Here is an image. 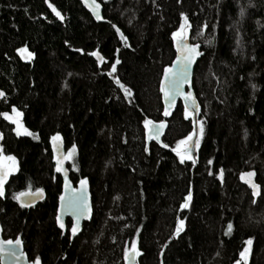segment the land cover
Segmentation results:
<instances>
[{"label": "trees", "instance_id": "1", "mask_svg": "<svg viewBox=\"0 0 264 264\" xmlns=\"http://www.w3.org/2000/svg\"><path fill=\"white\" fill-rule=\"evenodd\" d=\"M99 1L105 22L79 0H0V113L16 107L37 137L17 136L0 115V146L18 161L0 198L4 236L22 235L29 258L43 264H125L132 240L142 253L137 264H236L249 240L247 264H264V0ZM181 13L203 53L193 88L205 132L194 165L171 150L193 131L191 119L181 102L164 116L160 92ZM21 48L34 54L31 61ZM98 51L102 63L91 55ZM120 85L132 95L125 98ZM145 118L167 122L160 143L148 142ZM57 133L67 151L76 147L67 160L72 179L88 176L93 193L94 216L73 239L71 220L64 229L56 222ZM249 171L258 197L241 179ZM37 188L47 197L36 207L13 199ZM180 219L184 230L174 236Z\"/></svg>", "mask_w": 264, "mask_h": 264}, {"label": "snow or ice", "instance_id": "2", "mask_svg": "<svg viewBox=\"0 0 264 264\" xmlns=\"http://www.w3.org/2000/svg\"><path fill=\"white\" fill-rule=\"evenodd\" d=\"M47 3V0H45ZM86 6L88 5V0H84ZM49 7L52 8L53 13L61 20L64 17L61 15L59 11L56 10L51 4ZM92 14L95 16L97 20L102 19L100 15L101 5L96 2V0H91L90 5ZM241 15H243V9L241 10ZM182 23L179 28L172 32V40L176 44V60L173 62L172 67H165L163 72V79L160 83V92L163 93L164 101H165V110L163 115L169 116V108L174 104L176 96H180L184 101V109H183V117L188 120L191 119L193 124V131L189 132L187 136L183 139L179 140L176 143V146L172 148V152L175 153L176 157L179 158V162L184 164L186 161H191L194 165L196 163L195 158L192 153L195 149L199 148L201 143V138L204 135L205 128L204 123L200 119H196L197 114L200 112V106L196 101L195 96L192 91H183V85L189 84V68L196 61L197 57L203 55L200 51H198V45L189 44L188 41V33L189 28L191 27L188 23L187 17L181 13ZM115 28V25H113ZM116 32L120 35L122 41H126V38L123 34L120 33V29L116 28ZM125 46H129L125 43ZM21 53L22 59H27L31 61L33 58V53L28 51L27 48H21L17 50ZM76 51H81L80 49H76ZM92 56L97 58V61H103V57L99 52H92ZM120 61L117 59L115 63L111 65V70L114 73L116 71V65L119 64ZM117 84H120V81L116 80ZM124 88L123 85H120ZM252 88L255 89L256 85H252ZM125 98H128L132 95L131 90L124 88ZM4 93L0 91V97H4ZM5 120L10 121L12 124L16 125V135L17 136H33V138H37L34 136L32 132H30L22 123L23 112L19 111L16 107L11 108V115L8 112L0 113ZM144 129L147 133L148 140H156L160 143V136L165 128V121L161 120L159 123L145 118L143 120ZM2 139V136H0ZM52 148L54 157L55 154L59 153V158L56 159V171L58 173H62L65 176L64 187L66 191H72L74 194L70 196L61 195L59 197L61 202V209L68 211L74 217V223H72L71 227V235L75 236L80 231V220L82 218H91V207L89 206L87 199V179L80 180V188L76 190L70 189L69 182L67 180V174L63 167L65 160L72 159L76 154V147L73 145L70 149H68L67 153L61 151L62 139L59 133L51 137ZM162 147L167 148V144H162ZM148 149L145 148V151ZM212 161L209 160L208 164H211ZM18 170V164L15 156L12 155H4L2 151H0V198H4L5 196V184L8 181L9 176ZM209 175H212L209 172ZM255 176V172L249 171L241 174V179L244 180L246 184L252 189V195L257 196L260 194L259 185L253 182V177ZM223 177V169H221L218 173V178L222 180ZM27 197L29 201H35L37 199H43V189L37 188L35 192L25 191L16 193L13 195V199L16 200L20 207H27L28 204L24 202V199ZM192 200V192L189 189L187 196L184 197V202L180 204V209H187ZM255 202V201H253ZM56 222L61 229H64L65 225L62 219V214L58 213L56 216ZM184 220L180 219L177 221L176 230L173 233L174 236H178L184 230ZM232 229V224H228V231L230 232ZM228 233L226 232L225 235ZM13 243L16 246L21 244V240L17 238L14 242L9 241H0V251H4V246H10L8 249V255L15 257L17 260L23 256V253H17L15 247H11ZM247 244H251V241H247ZM248 247H245L243 251L240 252V260L236 261V264H247V254ZM142 255L140 249L138 248L137 240L131 241V246L126 247L124 249V261L125 264H136V258ZM33 264H41L40 258L36 257Z\"/></svg>", "mask_w": 264, "mask_h": 264}, {"label": "water", "instance_id": "3", "mask_svg": "<svg viewBox=\"0 0 264 264\" xmlns=\"http://www.w3.org/2000/svg\"><path fill=\"white\" fill-rule=\"evenodd\" d=\"M83 7L91 14V16L97 21V22H105L107 21L106 18H105V15H104V5L99 1V0H96L97 3H99L101 5V8H100V15L102 17V19L100 20H97L95 18V16L92 14V11H91V8H90V5H91V0H88V5L86 6V4L84 3V0H79ZM189 44H196L198 45V51H200L202 53V46L201 44L199 43H194L192 42L191 40H188L187 41ZM175 51H176V44H175ZM100 53V55L103 57L102 53L100 51H98ZM176 56H177V52H176ZM176 56L173 60V62L176 60ZM202 56V55H201ZM201 56L197 57L196 61L190 66L189 68V84H185L183 85V88L182 90L187 92V91H192L193 95L195 96L196 98V101L197 103L199 104V101L197 99V96H196V93H195V90L193 88V81H194V73H195V69H196V66L201 58ZM95 59L97 60V58L95 57ZM98 63H102V61H97ZM173 62L168 66V67H172L173 65ZM162 79H163V75H162ZM161 79V80H162ZM162 100H163V104H164V107H166L165 105V101H164V97H163V93H162ZM183 103L184 105V101L183 99L178 95L176 96V99H175V102L174 104L169 108V112H170V115L175 111V109L177 108L178 104L179 103ZM200 106V104H199ZM200 113V112H199ZM199 113L197 114L196 116V119H199ZM165 128L163 129L162 133H161V136H160V142L162 140V137L163 135L165 134V131H166V128H167V122L165 121ZM62 139V138H61ZM152 141H156V140H148V142H152ZM61 151L64 152L65 154L67 153V150H66V144H65V141L62 139V144H61ZM52 153H53V148H52ZM193 155L195 156V160L197 161V149H195L193 151ZM59 158V153L55 154V157H54V153H53V159H54V162H55V166L56 165V159ZM65 171H66V174H67V180L69 182V186H70V189L72 190H76V189H79L80 188V180L82 179H87L88 181V184H87V199H88V203H89V206L91 207V218L90 219H87V218H82L80 220V231L75 235V236H72V238L74 237H77L81 234L82 230H83V226H84V223H87V222H90L94 216V203H93V193H92V188H91V182H90V178L88 176H84V177H81L79 178L77 181H74L70 175V171H69V168H68V162L67 160H65L64 162V165H63ZM58 173V172H57ZM61 178H62V190H61V194L60 196L63 194V195H66V196H70V195H73L74 193L72 191H66L65 190V187H64V181H65V176L64 174L62 173H58ZM253 179V182H255L254 180V177L252 178ZM257 184V183H256ZM258 185V184H257ZM251 189V188H250ZM252 190V189H251ZM27 191H32V192H35V190H27ZM25 192V191H23ZM59 196V197H60ZM259 195L255 196V197H258ZM47 197V194L45 192V190H43V199H37L35 201H29V199L27 197L23 198L24 199V202L28 204L27 207L25 208H30V207H33V206H36L38 205L39 203H41L45 198ZM58 213H61L62 214V219H63V222H64V225L67 221V219H71L72 223H74V217L66 210H62L61 209V202H60V199H58V207H57V212H56V216ZM72 227V225H71ZM71 227H70V233H71ZM17 238H19L21 240V244L19 246H16L14 243L11 247H15L16 248V251L17 253H20L22 252L23 253V256H21L18 260L13 257V256H10L8 255V249L10 246L8 245H5L4 246V251H0V264H33L34 259H30L29 258V255L28 253L26 252L25 250V246H24V241H23V238L21 235L15 237V238H6L4 236V229L2 227V225L0 224V241H15ZM41 261V264H43L42 260L40 259ZM136 264H137V258H136Z\"/></svg>", "mask_w": 264, "mask_h": 264}, {"label": "rangeland", "instance_id": "4", "mask_svg": "<svg viewBox=\"0 0 264 264\" xmlns=\"http://www.w3.org/2000/svg\"><path fill=\"white\" fill-rule=\"evenodd\" d=\"M188 37H189L188 40H190V35H189V33H188ZM15 127H16V125H15ZM0 151H2L1 146H0ZM2 152H3V151H2ZM3 154H4V155H10V154H6V153H4V152H3ZM192 155H193V153H192ZM12 156H13V155H12ZM193 157L195 158L194 155H193ZM16 160H17V159H16ZM17 164H18V161H17ZM17 171H18V170H17ZM17 171H16V172H17ZM16 172H14V173H12V174H15ZM12 174H11V175H12ZM11 175H10V176H11ZM6 188H7V185L5 184V192H6ZM250 241H251V240H250ZM251 244H252V241H251ZM251 244H246V247H248V249H249L248 254H247V260L249 259L248 256H249V254H250ZM244 249H245V248H244Z\"/></svg>", "mask_w": 264, "mask_h": 264}, {"label": "flooded vegetation", "instance_id": "5", "mask_svg": "<svg viewBox=\"0 0 264 264\" xmlns=\"http://www.w3.org/2000/svg\"><path fill=\"white\" fill-rule=\"evenodd\" d=\"M178 105H179V104H178ZM10 178H11V176H9L8 181L6 182V185L10 182ZM43 190H44V189H43ZM61 190H62V189H61ZM45 192H46V191H45ZM46 194H47V193H46ZM60 194H61V193H60ZM59 196H60V195H59ZM45 199H46V198H45ZM45 199H44V200H45ZM58 199H59V197H58ZM44 200H43V201H44ZM43 201H42V202H43ZM18 204H19V203H18ZM39 204H40V203H39ZM39 204H38V205H39ZM19 205H20V204H19ZM36 206H37V205H36ZM36 206H33V207H36ZM33 207H30V208H33ZM57 207H58V206H57ZM23 208H25V207H23ZM56 212H57V210H56ZM68 219H69V218H68ZM68 219H67V220H68ZM70 220H71V219H70ZM66 223H67V221H66ZM66 223H65V225H66ZM0 224H1V223H0ZM1 225H2V224H1ZM71 225H72V221H71ZM2 227H3V226H2ZM70 227H71V226H70ZM70 227H69V232H70ZM70 234H71V233H70ZM18 236H19V235H18ZM21 236H22V235H21ZM6 238H9V237H6ZM11 238H12V237H11ZM22 238H23V237H22ZM71 239H73L72 236H71ZM23 241H24V239H23Z\"/></svg>", "mask_w": 264, "mask_h": 264}]
</instances>
